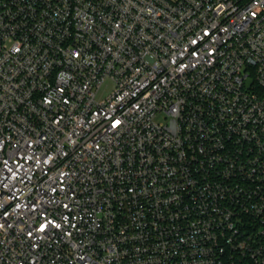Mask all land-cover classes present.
I'll list each match as a JSON object with an SVG mask.
<instances>
[{"label":"built area","instance_id":"obj_1","mask_svg":"<svg viewBox=\"0 0 264 264\" xmlns=\"http://www.w3.org/2000/svg\"><path fill=\"white\" fill-rule=\"evenodd\" d=\"M0 264H264V0H0Z\"/></svg>","mask_w":264,"mask_h":264},{"label":"rangeland","instance_id":"obj_2","mask_svg":"<svg viewBox=\"0 0 264 264\" xmlns=\"http://www.w3.org/2000/svg\"><path fill=\"white\" fill-rule=\"evenodd\" d=\"M112 88H113V84L112 83H108V85L101 91L100 96H103L104 94L111 92ZM157 120L158 121H163L162 117H158Z\"/></svg>","mask_w":264,"mask_h":264},{"label":"snow or ice","instance_id":"obj_3","mask_svg":"<svg viewBox=\"0 0 264 264\" xmlns=\"http://www.w3.org/2000/svg\"><path fill=\"white\" fill-rule=\"evenodd\" d=\"M119 123H120L119 121H116L115 124H114L113 126L115 127V126L118 125ZM42 230H43V228H42Z\"/></svg>","mask_w":264,"mask_h":264}]
</instances>
